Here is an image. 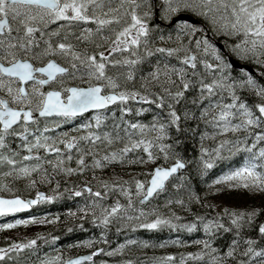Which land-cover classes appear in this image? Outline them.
I'll return each mask as SVG.
<instances>
[{"label": "snow or ice", "instance_id": "1", "mask_svg": "<svg viewBox=\"0 0 264 264\" xmlns=\"http://www.w3.org/2000/svg\"><path fill=\"white\" fill-rule=\"evenodd\" d=\"M157 41L162 46H157ZM114 54H119L118 58ZM154 54L159 58L143 72L139 66ZM110 68L117 70L115 74H109ZM138 71L141 75L136 87ZM45 86L48 90H44ZM189 92L194 95L189 97ZM248 97L254 98L251 103ZM128 101L166 111L153 115L149 124L122 120L123 136L119 123L113 125L117 129L115 136L91 131L75 137L59 133V139L44 135L90 110L94 113L89 117L91 122L81 123L73 131L99 127L104 119L100 110L118 102L123 117L132 111ZM203 101L207 103L198 107L199 117L187 108L180 112L176 107L182 102L199 106ZM135 111L140 115L149 109L138 107ZM40 118L48 120L52 128L46 124L30 129V125H38ZM197 119L214 129V147L203 145L209 135L200 132L202 143L195 168L185 175L192 161L182 158L176 148L198 131L186 123ZM241 132L243 136L238 135ZM218 136L221 138L216 139ZM10 137L23 141L17 149L22 147L25 154L9 148ZM75 141L91 142L86 155L92 157V166L97 169L124 162L136 149H142L144 155L128 160L129 164L155 165L144 173V182H100L103 194L87 185L76 186V190L66 187L70 196L87 193L97 198L79 208L83 213L80 220L91 217V223L101 229L118 221L117 232L127 228L202 231L206 238L195 241L201 247L183 254L179 264L187 260L205 264V258L206 264H264V207H224L209 218L194 213L185 223H180L183 217L169 207L175 204L189 212L192 204L201 205V195L190 176L194 174L203 183L218 161L227 162L240 153L244 154L243 162L206 183L208 191L203 195H214L224 187L264 194V0H0V150H6L0 152V166L6 169L0 171V192L8 194L0 196V217L52 203L60 195L57 192L54 197L41 191H36L34 198L15 195L21 190L13 181H26L25 189L33 188L37 180L52 182V174L42 168L45 160L33 150L42 149L45 156L56 153V159L47 163L58 174L84 171L83 155L76 159V169L64 166L65 160H72L71 149L81 152ZM121 141L123 146L115 147ZM97 142L103 145L100 151L104 152L99 158ZM57 144H62L69 154L62 156ZM158 158L165 166L156 164ZM32 160L36 163H23ZM130 183L135 185L134 192L124 186ZM169 187L173 195L163 205L168 208L167 215L156 207H147L152 198ZM110 188L118 190L126 204L115 201L111 206L103 205ZM202 207L215 211V205L203 203ZM67 215L75 217L76 213L69 211ZM56 219L29 216L0 224V230L51 224ZM217 233L232 236L223 249L212 246ZM50 239L55 242L57 237ZM38 240L44 241V236L37 234L0 247V264H11L13 260L16 264H31L29 257L37 254ZM137 243L129 239L111 251L96 248L76 258L57 251L38 258L36 264H95L93 257L98 253L120 255ZM169 243L180 245L178 240ZM93 244L85 240L77 247L89 248ZM139 247L148 248L149 244L139 241ZM123 264H134V260H124ZM154 264L175 261L172 255H166L154 258Z\"/></svg>", "mask_w": 264, "mask_h": 264}, {"label": "trees", "instance_id": "2", "mask_svg": "<svg viewBox=\"0 0 264 264\" xmlns=\"http://www.w3.org/2000/svg\"><path fill=\"white\" fill-rule=\"evenodd\" d=\"M158 58L159 54H154L153 57L147 58V62H145L146 72L150 70V64H154L156 59ZM172 63H175V61H172ZM192 95H194L193 92L188 93L189 97H191ZM247 99L248 102L251 103L254 98L248 97ZM225 102H227V97H225ZM206 103L207 101H203L201 102V105L197 106L191 103L182 102L181 105H177L176 107L180 112H182L184 108H187L188 110L193 111L196 117H199V111L197 109L198 107H202ZM145 108H148L149 111L141 113L140 115L136 114V109L131 108L132 111L129 113H124L123 117L121 116L119 110H116V113L114 114L113 118L102 123L98 127V129L95 132L93 130V132L100 136H103L104 132H108L110 135L115 136L117 129L113 125L114 123H119L120 135L123 136L124 125L122 123V120H128L130 123H136L141 121L139 123L149 124L151 123V118L153 115H155L157 112H161V115H163V112L166 111V109H164L163 111L155 109L154 105H146ZM181 119L183 120V116L181 117ZM186 123L188 127H197L198 131L195 134L188 135L183 140L182 145L176 148V151L181 154L182 158H184L186 161H192L191 164L187 165L188 171H185V175H187L188 172L192 171L195 168L196 157L199 155V148L202 143L200 139V132H207L209 135V138L203 141V145L208 147L209 149L214 147V142L212 139V133L214 129H212L211 126L205 125L199 119L187 121ZM181 126L183 127L184 124H182ZM257 130L258 129H253V132ZM131 131L132 130L129 129V132ZM227 135L231 137V133ZM238 135L243 136L244 133L241 132ZM136 138H138V136H133V139ZM220 138L221 137L219 136L216 137V139ZM10 140L8 139L9 148H11L13 151L18 150L22 154V152L19 149L15 148V146L18 144L22 145L23 141L15 137L13 140ZM248 142L250 143L251 140H249ZM165 143H170V141H165ZM80 145L82 147H87V145L84 146L83 143H80ZM96 145L98 146L96 147L97 153L99 155H103L104 152L100 151V149L103 148V145L100 142H97ZM121 146H123V141H121L120 144L115 145V147ZM89 150L90 148L88 147V151ZM4 151L6 150H0V152ZM153 151L154 154L159 155L158 153H155V150ZM87 152H85V154ZM143 155L144 154L142 152V149H136L133 152L129 153L124 162L116 163L114 166H111L110 168L112 169H109V166H106L97 173L90 170L89 173H92L91 177L90 175L87 176V174H85L84 176L81 174L79 176H77V174H74L73 179L70 182H65L68 176H64V178L60 177L57 180L53 179L54 183L52 185V188H54V185L58 184V187L55 188H57V192L60 193V195L55 200H53V202L50 203L47 208H40L39 211H36L37 209H35L33 211L34 213L32 214V216H45L48 219L57 217L58 219H56V221L51 224H30L26 227L20 226L19 228H16L14 230H0V246L1 244H7V242L10 243L13 240H25L28 238H35L37 234L43 235L44 241H37V254L35 256L29 257L31 264H36V260L38 258H41L40 256H52L55 255L57 251H59L62 256L66 255L71 258L74 256L93 252L96 248H100L104 251H111L118 244H122L126 240L131 239L136 240L138 243L136 245L129 246L122 254L106 256L98 253L96 256L93 257V261L95 262V264H123L124 260L133 259L134 264H154V258L172 255L175 264H179L180 258L183 254H186L188 252H196L201 247L200 245L196 244L195 241L206 238L202 231H194L192 233H188L179 228H177L176 231H172L169 228H163L155 231H148L146 229H136L135 231H133L131 228H128L117 232L116 228L113 225H110L107 229H101L95 227L91 223V217L86 216L84 220L79 219V217L83 215V213L79 211V208L82 206H86L87 202L83 200V198L79 199L70 197L65 191L66 187L74 189L76 186L83 187L84 185L92 186L97 184L99 186V183L102 182L105 178H114L119 173L125 174L126 172H138L140 180L145 181L146 176L144 175V173L150 170L145 166L146 164H138L135 162L131 164L128 163V160L135 161L136 157H143ZM243 158L244 154L240 153L232 157L227 162L218 161L214 168L209 171L208 175L205 176L203 183L194 174L190 176V180L192 181L193 187L201 195V205L192 204L189 212H183L179 208L180 213L178 215L183 217L180 223L189 222L192 219V214L194 213H200L202 215H205L206 218L215 216L216 212L213 211L212 207H202L203 203L214 205V199L218 197L217 193L205 197L203 194L208 191L205 187V184L209 183L212 179L221 175L223 172L238 167L243 162ZM156 164H161L162 166H165L162 158H158ZM151 165L153 167L155 166L154 164ZM33 178H36L35 174ZM38 184L39 183L36 182L34 187L38 190L44 189L43 185ZM171 192L172 191L169 187L168 191L162 192L157 196L163 198L166 197V195L169 196ZM171 196L172 195H170V198ZM250 207L252 206L249 202L248 204H246V207L244 209ZM69 211L75 212L76 216H68L67 213ZM261 218H264V215ZM224 223L225 226H228L227 222ZM77 225H80V227H77ZM69 229H71V231H69ZM102 231H104L105 233L103 237L101 236ZM248 234L254 235V233ZM51 236L57 237L55 242L51 241ZM231 238L232 236L230 233H217L216 238L212 239L211 241L212 246L223 249L227 246ZM85 240L94 241L92 247L85 248L82 245L80 247H77L78 244H81V242ZM176 240L180 241V245H177L175 243H169L170 241ZM139 241H144L148 243L149 247H139ZM161 243H164L165 247L152 246L160 245ZM69 245H71V247H69ZM206 259L207 258H205V264ZM11 264H16V261L12 262ZM84 264H89V262ZM186 264H200V262L187 260Z\"/></svg>", "mask_w": 264, "mask_h": 264}, {"label": "rangeland", "instance_id": "3", "mask_svg": "<svg viewBox=\"0 0 264 264\" xmlns=\"http://www.w3.org/2000/svg\"><path fill=\"white\" fill-rule=\"evenodd\" d=\"M157 44H160V42L158 41ZM158 46V45H157ZM117 56L119 54H116ZM116 72V71H115ZM127 106L130 107V108H133V109H136L138 107H144L143 105L137 103V102H133V101H128L127 102ZM146 106V105H145ZM119 112H120V107H119ZM116 113V111L114 112V114ZM114 116V115H113ZM91 122L89 120V118L85 119L84 120V123H89ZM47 124V126L49 128H52V125L51 123H47V122H44L43 123V126L44 127L45 125ZM64 127V123L61 124L58 128H54L52 129L51 131H57V135L55 138L59 139V133H67L68 136H71L73 134H70L69 132H66V129L63 128ZM92 130L95 129V128H91ZM91 129H88V130H85L84 133L82 134H86L87 131H90ZM54 133V132H53ZM16 138V137H15ZM27 139L29 141L32 140V137L29 136L27 137ZM43 142V141H41ZM49 143H51V141H49ZM91 143V142H90ZM89 143V144H90ZM84 145H87V144H84ZM95 147H98L97 145H95ZM22 148V147H21ZM42 150V149H40ZM34 154L37 153V150H33ZM25 154V153H24ZM75 156H77V159L83 155L84 156V163H85V169L83 172H80V171H76L75 174H77V176H79L80 174L84 173L85 171H94L95 173H97L98 171H101V169L105 168L106 166L108 167L109 166V169H112L110 168L111 166H114L116 164V162H112V163H108L106 164L104 167L102 168H94L92 166V157L91 156H88L85 154L84 150H81V152H77L76 149H75ZM99 156H102V155H99L97 156V158H99ZM18 159V158H17ZM69 162V160H68ZM23 163H27L26 161H24ZM101 163L103 164L104 162L101 161ZM27 164H33V163H27ZM66 168L67 167H71L73 169H76L77 168V165L76 163H74V160H73V164L72 165H64ZM147 168L151 169L153 166L151 165V163L149 164H146L145 165ZM75 167V168H74ZM108 169V170H109ZM2 170H6L5 168H3L2 166H0V171ZM50 171L51 174H52V182H53V178H56V179H59L60 177L64 178V175L62 174H58L56 172L53 171L52 168H50ZM73 176L74 175H68V177L66 178L65 182H70L72 181L73 179ZM133 179H139L140 180V176H139V173L138 172H126L125 174H122V173H119L116 177L114 178H105L103 180V182H108L109 184H112L113 182H115L116 184H122L123 181H132ZM45 183L46 186L49 189V191H47L49 194L48 195H53L54 197L56 196V193H57V188H52V185L53 183ZM141 182H144L143 180H141ZM25 183L26 181H13V184L16 186V188L20 189L21 191H18L15 193V195H22V196H31L33 195L36 191L33 190V188L31 189H25ZM124 186H127V187H130L131 191H135V185L130 183L129 185H124ZM92 188L93 191H100L102 194L104 193V189L99 187L97 184L95 185H92V186H89ZM216 187H221L219 185H217ZM82 188V187H80ZM73 190H76V187L73 189ZM170 190L172 191L170 193V195H173V190L170 188ZM66 193L68 195L69 192L66 191ZM170 195H166V197H163V198H160L159 196H156L152 201H151V204L147 205V207H156L158 208L162 213H164L165 215L168 214V208L167 207H163V205H165L167 199L170 198ZM217 195L218 197L216 199H214V205H215V212L218 213L221 211V208H224V207H227L229 209H244L246 207V204H248L249 202L251 203V206L252 207H256V208H260V207H264V194H249L247 191L245 190H237V189H228L226 187H224L220 192H217ZM0 196H8L7 193H3V192H0ZM75 197V196H74ZM80 198H83V200H85L86 202L90 199H97V198H93V197H89L87 193H83L81 196H79ZM56 199V198H55ZM54 199V200H55ZM115 201H119L121 204H126V199L122 196L119 195V192L118 190H114V189H109V193H108V197L107 199H104L102 201V204L105 205V206H111L113 202ZM48 205V203H43L41 204L40 207L42 206H46ZM169 207L172 208L173 211H175L177 214L180 213V209L178 206H176L175 204L173 205H170ZM264 214L261 215V217L263 216ZM16 219H24V218H11V219H6L4 221H0V224H3V223H11V222H14ZM27 219V218H25ZM224 222H227V220L225 219ZM116 229L118 227H120V224L118 221H114L113 224H112ZM20 226H17L15 228H12V229H9V230H14L16 228H19ZM128 229V228H127ZM8 230V231H9ZM123 230V229H122ZM7 231V230H5ZM8 243V242H7ZM6 245L5 244H1L0 247H4ZM119 245V244H118ZM117 247V246H116ZM115 247V248H116ZM129 247V246H128ZM127 247V248H128ZM165 247V246H164ZM126 248V249H127ZM125 249V250H126ZM42 258V256H40ZM12 262H15V260H13ZM11 262V263H12Z\"/></svg>", "mask_w": 264, "mask_h": 264}, {"label": "flooded vegetation", "instance_id": "4", "mask_svg": "<svg viewBox=\"0 0 264 264\" xmlns=\"http://www.w3.org/2000/svg\"><path fill=\"white\" fill-rule=\"evenodd\" d=\"M157 42H158V41H157ZM157 45H158V46H162V45H160V44H157ZM114 55L117 56L116 54H114ZM117 58H118V56H117ZM145 62H146V61H145ZM145 62H144L142 65L139 66V68H140L143 72H146ZM143 65H144V66H143ZM115 71H117V70H116V69H111V68H110V69H109V74H110V75H111V74H115ZM140 75H141V72L138 71L137 74H136V77H135V80H136V87H138V84H139V81H140ZM73 83H76V82H73ZM82 86H83V85H82ZM44 90H48V86H45V89H44ZM119 106H120L119 103H117V104H115V105L110 106V107L107 108L106 110H102L101 113H102V115H103V117H104L103 121H104L105 119L110 120L111 117H113L115 110H116ZM143 106H144V108H145V105H143ZM93 114H94L93 112H87V113L83 114L82 116L73 119L70 123H64V127H63V128L66 129V132H69L70 134H73V135H71L72 137L82 135V133H84L85 130L81 129V130H78V131H73V129H76L77 126H78L79 124L84 123V120L87 119V118H89V117H91ZM51 119H55V118L53 117V118H51ZM44 122L50 123V122H49L48 120H46L45 118H40V119H39V123H38V125H30V129H35L36 127L43 128L42 126H43V123H44ZM96 129H98V127H96L95 129H93L94 132L96 131ZM93 130L91 129V132H93ZM53 132H54V133H53ZM36 134L39 135V133H36ZM44 135L52 136V137L55 136V137H56V135H57V131H49V132H45ZM8 139H9V140H10V139L13 140L14 137H10V138H8ZM10 141H11V140H10ZM74 143L79 144L81 150H84L85 152L88 151V147H89V143H90V142H89V143H85V142H83V141H75ZM80 143L87 144V147H82V146L80 145ZM56 146L59 147V148L61 149V155H62V156H66V155L69 154V150L64 149L62 144H57ZM84 146H86V145H84ZM12 148H13V147H12ZM15 148H17V145L15 146ZM84 148H85V149H84ZM19 150L22 152L21 155H23V154H24L23 149L20 148ZM70 151H71V155H72V160H70L69 162H68V160H65V161H64V165H72V164H73V160H74V163H75V161H76V159H77V156H75V155H76V154H75V147H74L73 149H71ZM36 154L40 155L41 158L45 160V163L42 165V168L45 169L48 173H51V172H52V171H50V168H51V167H50V165L47 163V160H55V159H56V153H50V154H48L47 156H45V154L43 153V150H38ZM26 162H27V163H36V161H34V160H32V161H26ZM74 168H75V167H74ZM85 174H87V176L90 175V177L92 176V173L90 174L89 171H85V172L82 173L81 175L84 176ZM53 179H56V178H53ZM56 180H57V179H56ZM37 182L39 183L38 185H43V186H44V189H39V190H38L37 188L33 187V190H35V191H43L46 195H48V192H47V191H49L50 188H48V187L46 186L45 183H41V182H39V180H38ZM52 183H54V181H53ZM88 186H90V185H88ZM46 192H47V193H46ZM34 196H35V193H34L33 195H31V196H24V197L29 198V197H34ZM69 196H70V195H69ZM70 197H74V196H70ZM74 198H79V199H81L80 197H74ZM42 204H43V203H42ZM49 204H50V203H48V205H49ZM48 205H46V206H42V207H40L41 204H40V205H37L36 207H34V209H33V210L31 211V213H29L28 215L23 214V215H20V216H17V217H18V218H19V217H20V218H24V219H25V218H28L29 216H32V214L34 213L33 211H34L35 209H37L36 211H39L40 208H44V207L47 208Z\"/></svg>", "mask_w": 264, "mask_h": 264}, {"label": "water", "instance_id": "5", "mask_svg": "<svg viewBox=\"0 0 264 264\" xmlns=\"http://www.w3.org/2000/svg\"><path fill=\"white\" fill-rule=\"evenodd\" d=\"M110 106H112V105H109L108 107H110ZM89 112H91V110L89 111ZM42 192V191H41ZM44 193V192H43ZM29 198H34V197H29ZM34 207V206H33ZM32 207V208H33ZM31 209H29L28 211H26V212H20V213H16V214H11V215H9V216H14V215H19V214H24V213H27V212H29ZM9 216H4V217H9ZM0 218H2V217H0ZM88 254H90V253H87V254H83V255H78V256H84V255H88ZM78 256H74V257H71V258H76V257H78ZM84 263H86V262H84Z\"/></svg>", "mask_w": 264, "mask_h": 264}, {"label": "bare ground", "instance_id": "6", "mask_svg": "<svg viewBox=\"0 0 264 264\" xmlns=\"http://www.w3.org/2000/svg\"><path fill=\"white\" fill-rule=\"evenodd\" d=\"M147 62V61H146ZM144 66V65H143ZM129 116V115H128ZM139 122H141V121H139ZM120 131V130H119ZM47 193V192H46ZM49 194V193H48Z\"/></svg>", "mask_w": 264, "mask_h": 264}]
</instances>
